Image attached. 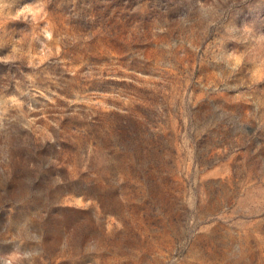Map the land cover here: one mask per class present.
Masks as SVG:
<instances>
[{
  "label": "rangeland",
  "instance_id": "obj_1",
  "mask_svg": "<svg viewBox=\"0 0 264 264\" xmlns=\"http://www.w3.org/2000/svg\"><path fill=\"white\" fill-rule=\"evenodd\" d=\"M0 264H264V0H0Z\"/></svg>",
  "mask_w": 264,
  "mask_h": 264
}]
</instances>
